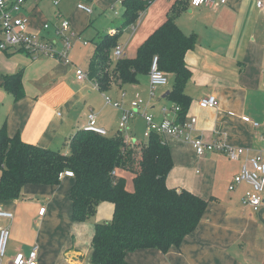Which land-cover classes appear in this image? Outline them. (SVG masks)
Masks as SVG:
<instances>
[{
  "label": "crops",
  "instance_id": "1",
  "mask_svg": "<svg viewBox=\"0 0 264 264\" xmlns=\"http://www.w3.org/2000/svg\"><path fill=\"white\" fill-rule=\"evenodd\" d=\"M191 1L155 0L134 25L124 27L121 0H27L17 16L25 20L28 33L53 39L59 22L68 20L74 34L69 52L71 63L63 64L53 57L33 59L16 48L0 51V128L5 126L11 138L60 150L59 146L63 148L73 134L83 129L91 113L96 117L95 125L107 136L119 134V128L117 132L114 127L122 110L106 104L105 97L129 109L135 95L143 97V114L161 121L164 111L174 106L167 98L172 88L171 75H167L165 87L151 89L146 74L139 75L135 84L113 83L106 92H100L93 87V80L78 81L75 73L79 69L88 74L94 44L104 35H118L122 58L134 59L140 46L166 21L172 5L180 3L183 11L175 23L195 41L185 55L191 72L184 88L190 98L185 119L196 118L193 136L203 142L221 141L246 152L237 160H230L221 152L198 156L183 140L161 137L172 160L166 185L201 198L205 209L195 228L177 245L166 251L151 248L129 252L125 261L264 264V202L258 207L244 206L243 200L251 192L247 184L228 189L243 165L252 169L251 157L260 154L264 160V0L262 9L251 0H226L224 4L214 1L210 6L199 7H193ZM80 3L91 7L92 13L78 10ZM44 24L49 25L47 32L43 31ZM113 51L114 62L117 60ZM12 76L20 78L22 95L18 99L4 87L5 79ZM209 95L217 98V107L200 108L199 100ZM137 118L142 119L136 117L130 121L131 126L128 123V134L133 139ZM121 175H127L126 189L131 173ZM72 178L65 175L57 186L28 184L18 199L0 200L13 216L11 221L0 219V226L9 228L6 253L0 264H11L16 254L28 255L34 247L38 248L37 264H92L94 225L108 222L114 206L109 202L100 204L95 221H73L69 198ZM41 208L45 209L42 216Z\"/></svg>",
  "mask_w": 264,
  "mask_h": 264
},
{
  "label": "trees",
  "instance_id": "2",
  "mask_svg": "<svg viewBox=\"0 0 264 264\" xmlns=\"http://www.w3.org/2000/svg\"><path fill=\"white\" fill-rule=\"evenodd\" d=\"M154 1L123 0L122 25H134ZM181 11L175 2L166 21L140 46L134 59L113 62L111 52L118 46V35L100 36L87 74L98 91L106 92L113 83H137L139 75L149 74L157 57L159 70L172 76L167 98L179 107L178 121H184L190 104L184 88L191 78L185 55L195 41L175 23ZM4 87L14 99L22 95L19 76L7 77ZM171 169L169 149L157 134L139 143L120 133L102 136L81 130L55 151L11 138L5 126L0 128V200L18 199L28 184L57 186L61 176L71 172L73 221L86 222L100 204H113L112 219L94 225L92 264H127L125 255L141 249L166 251L195 228L206 203L187 190L169 188L166 178ZM123 172L131 173L133 192L125 189Z\"/></svg>",
  "mask_w": 264,
  "mask_h": 264
},
{
  "label": "built area",
  "instance_id": "3",
  "mask_svg": "<svg viewBox=\"0 0 264 264\" xmlns=\"http://www.w3.org/2000/svg\"><path fill=\"white\" fill-rule=\"evenodd\" d=\"M27 0H0V51H7L11 48L19 49L25 52L33 59L40 57L58 58L63 64H70L69 52L71 50V38L74 34L71 32L68 20H61L54 30L53 39L40 37L38 35L28 33L26 31L25 20L18 17L17 14L23 9ZM91 1V0H89ZM123 0H121L122 2ZM145 1V0H141ZM218 1L224 4L226 0H192L193 7L202 5L210 6ZM254 1L258 9L263 8V1ZM55 5L58 1H55ZM77 9L91 14V7L80 3ZM133 29V27H132ZM49 25L44 24L43 31L47 32ZM113 57L119 60L123 57V49L117 46L113 51ZM78 81L88 80L86 72L77 69L75 73ZM149 84L151 89L156 87H165L168 85L167 75L159 70L158 58L153 57L149 70ZM93 87L98 90V86L93 82ZM106 104L112 105L115 109H121L122 114L118 124L119 132L122 136L129 140H134L130 136L128 123L136 117H141L145 122L144 136L148 139L152 134H157L160 137L170 136L176 139L183 140L188 143L194 152L201 156L205 153L221 152L230 160H237L245 150L242 148L225 146L221 141L203 142L200 138L193 136L195 131L196 118L190 117L184 121H178L179 107L174 105L171 110H165V117L157 122L151 115L143 114V101L136 96V99L131 102L129 109H123L119 103H112L108 97H105ZM218 104L217 98L213 95L206 96L199 100L198 106L202 109L216 108ZM172 114V115H171ZM249 121L248 118H245ZM96 117L94 114L87 116V124L83 127V131L92 132L98 135L105 136L106 132L95 125ZM254 127H258L257 123H253ZM264 139V137H263ZM252 169H248L243 165L237 175L232 179L229 186V191H232L236 185L247 184L251 188L250 194L243 200L244 206L258 207L263 201L264 195V160L260 154H257L250 159ZM72 176L71 172H65L63 176ZM45 209L39 210V215L42 216ZM0 219L11 221L13 219L12 213L6 211L0 204ZM9 239V228L0 226V263L2 262ZM38 248L34 247L28 255L22 253L16 254L11 264H37Z\"/></svg>",
  "mask_w": 264,
  "mask_h": 264
},
{
  "label": "rangeland",
  "instance_id": "4",
  "mask_svg": "<svg viewBox=\"0 0 264 264\" xmlns=\"http://www.w3.org/2000/svg\"><path fill=\"white\" fill-rule=\"evenodd\" d=\"M128 95L129 96H131V94L130 93H128ZM136 96L137 97H139V99H141L142 101H143V97H140V96H138V95H135L134 96V99H133V101L136 99ZM132 101V102H133ZM122 114V113H121ZM120 118H121V116L119 117V120H118V122H117V120H116V126L114 127L115 129H116V131L118 132V124H119V121H120ZM138 120H137V125H136V128L135 129H132V132H134L135 133V140L136 141H138L139 143H145L146 141H147V138L144 136V127H143V120L142 119H139V118H137ZM115 123V119L113 120V123L112 124H114ZM131 122H130V124H129V126H131ZM130 128V127H129ZM69 138V134H68V136H67V139ZM61 149H62V145L61 146H59ZM56 151V150H55ZM130 179V185H128L127 186V188H126V190L127 191H129V192H133V182H132V175H130V177H129ZM123 179L126 181L127 180V175H123ZM71 180H74L73 178L71 179ZM74 183V182H73ZM74 184H72V186H73ZM72 186H71V188H72ZM95 215L92 217V219H93V221H95ZM91 219V218H90ZM112 219V215H111V218H110V220ZM110 220H107V221H110Z\"/></svg>",
  "mask_w": 264,
  "mask_h": 264
},
{
  "label": "water",
  "instance_id": "5",
  "mask_svg": "<svg viewBox=\"0 0 264 264\" xmlns=\"http://www.w3.org/2000/svg\"><path fill=\"white\" fill-rule=\"evenodd\" d=\"M168 94V93H167Z\"/></svg>",
  "mask_w": 264,
  "mask_h": 264
}]
</instances>
